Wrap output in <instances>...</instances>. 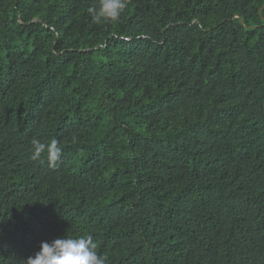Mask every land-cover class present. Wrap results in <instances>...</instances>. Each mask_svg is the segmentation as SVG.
Returning a JSON list of instances; mask_svg holds the SVG:
<instances>
[{
	"label": "trees",
	"instance_id": "1",
	"mask_svg": "<svg viewBox=\"0 0 264 264\" xmlns=\"http://www.w3.org/2000/svg\"><path fill=\"white\" fill-rule=\"evenodd\" d=\"M95 2L0 0V264H264V0Z\"/></svg>",
	"mask_w": 264,
	"mask_h": 264
},
{
	"label": "clouds",
	"instance_id": "2",
	"mask_svg": "<svg viewBox=\"0 0 264 264\" xmlns=\"http://www.w3.org/2000/svg\"><path fill=\"white\" fill-rule=\"evenodd\" d=\"M127 3L128 0H96L88 12L96 24L115 23L119 21ZM32 149L33 160H38L46 152L50 165H55L62 156L56 139L47 144L33 139ZM96 247L91 236L73 238L65 235L51 243L42 241L39 251L21 260L20 264H106L105 257L97 254Z\"/></svg>",
	"mask_w": 264,
	"mask_h": 264
}]
</instances>
